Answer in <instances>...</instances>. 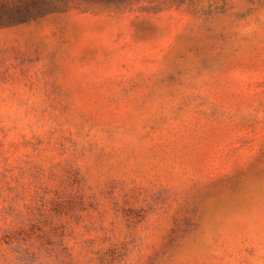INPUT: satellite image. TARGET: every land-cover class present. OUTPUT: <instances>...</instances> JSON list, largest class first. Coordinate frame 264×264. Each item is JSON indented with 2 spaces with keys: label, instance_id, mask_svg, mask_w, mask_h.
I'll use <instances>...</instances> for the list:
<instances>
[{
  "label": "rangeland",
  "instance_id": "rangeland-1",
  "mask_svg": "<svg viewBox=\"0 0 264 264\" xmlns=\"http://www.w3.org/2000/svg\"><path fill=\"white\" fill-rule=\"evenodd\" d=\"M61 1L0 18V264H264V0Z\"/></svg>",
  "mask_w": 264,
  "mask_h": 264
},
{
  "label": "trees",
  "instance_id": "trees-1",
  "mask_svg": "<svg viewBox=\"0 0 264 264\" xmlns=\"http://www.w3.org/2000/svg\"><path fill=\"white\" fill-rule=\"evenodd\" d=\"M106 1V0H105ZM61 0H0V18H23L40 15L56 8Z\"/></svg>",
  "mask_w": 264,
  "mask_h": 264
}]
</instances>
